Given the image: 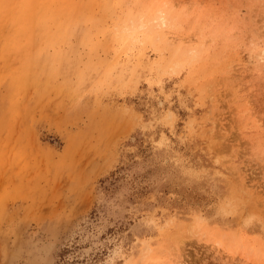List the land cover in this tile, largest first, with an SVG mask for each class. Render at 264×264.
Masks as SVG:
<instances>
[{
  "label": "rangeland",
  "instance_id": "rangeland-1",
  "mask_svg": "<svg viewBox=\"0 0 264 264\" xmlns=\"http://www.w3.org/2000/svg\"><path fill=\"white\" fill-rule=\"evenodd\" d=\"M0 264H264V0H0Z\"/></svg>",
  "mask_w": 264,
  "mask_h": 264
}]
</instances>
